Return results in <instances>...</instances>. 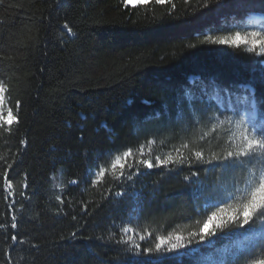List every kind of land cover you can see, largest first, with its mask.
Instances as JSON below:
<instances>
[{"label":"trees","instance_id":"obj_1","mask_svg":"<svg viewBox=\"0 0 264 264\" xmlns=\"http://www.w3.org/2000/svg\"><path fill=\"white\" fill-rule=\"evenodd\" d=\"M252 14L264 0H0V264L264 263V210L236 223L264 180V57L208 39L264 34Z\"/></svg>","mask_w":264,"mask_h":264},{"label":"snow or ice","instance_id":"obj_2","mask_svg":"<svg viewBox=\"0 0 264 264\" xmlns=\"http://www.w3.org/2000/svg\"><path fill=\"white\" fill-rule=\"evenodd\" d=\"M147 0H124L125 5L131 4L133 6L139 4V3H146ZM156 2L158 4H163L166 2V0H156ZM257 34H253V36H255ZM209 40H212V43L217 44V45H225L228 43L234 44V45H238V42L242 39L241 37V33L240 32H236L234 36H229V37H218L216 39H212L211 36H208ZM246 39V38H245ZM253 45H255L256 41L253 40L252 41ZM264 43V42H262ZM254 50V49H253ZM262 52H264V49H261ZM203 91H206L205 89H202ZM3 91V88L0 87V92ZM188 94V93H186ZM230 95V93H229ZM4 117L2 115H0V121H3ZM14 119L13 115H12V111L11 109L9 110L8 114H7V122L8 124L11 123V121ZM253 145H257L260 149H264V141H256V140H252L248 142L247 148L248 149H252ZM131 150L125 151L123 153V156H118L116 159V163L113 164V167H117L120 164V161L122 159H126L129 155H131ZM197 156H200L201 153L197 152L196 153ZM230 157L233 155L232 153L228 154ZM245 156L248 155V152L246 151L244 153ZM169 160H171V157H169ZM142 163H146L148 168H152L153 164L151 161H142ZM100 174L102 175L103 172L100 171ZM96 173L93 172V176H95ZM225 203V201L221 200L220 202L217 203H213L212 207L216 208L217 211H212L211 215L208 217V220L204 223L203 228L201 229V231L199 233H195L194 235H198L200 237L201 240H203L205 238V230L208 229L209 224H214L215 220L217 219L218 216H220V214L223 212V208L221 207V204ZM264 210V180H262L259 184V186L255 189V191L252 193V198L249 200V202L247 204H245L243 206L242 212H243V216L242 219L240 218L239 214H237L236 216V223L240 226V227H244L249 225L250 219H251V214L256 213L257 210ZM262 214H264V211H262ZM231 219V217L229 218ZM75 235V234H73Z\"/></svg>","mask_w":264,"mask_h":264},{"label":"rangeland","instance_id":"obj_3","mask_svg":"<svg viewBox=\"0 0 264 264\" xmlns=\"http://www.w3.org/2000/svg\"><path fill=\"white\" fill-rule=\"evenodd\" d=\"M255 19V18H254ZM254 19H252L253 23L256 24H264V20H260L259 21H255ZM257 34L255 36H253V34ZM234 36V35H232ZM229 37V36H228ZM242 39L239 42L245 43L248 45L249 48H256L259 51V55H261L262 57H264V52L261 51V49H264V34L263 33H259L256 31H251L247 34H241ZM246 38V39H245ZM255 40L256 43L255 45H253L252 41ZM7 114L8 112L5 111L4 108V89L2 92H0V115H2L4 117L5 120H7ZM223 208V212L220 214V216L217 217V219L215 221H225L228 220L233 213V210L229 207H222ZM211 224H209L210 226ZM208 226V228H209ZM264 264V263H261Z\"/></svg>","mask_w":264,"mask_h":264},{"label":"water","instance_id":"obj_4","mask_svg":"<svg viewBox=\"0 0 264 264\" xmlns=\"http://www.w3.org/2000/svg\"><path fill=\"white\" fill-rule=\"evenodd\" d=\"M251 17H261L260 14H253Z\"/></svg>","mask_w":264,"mask_h":264}]
</instances>
